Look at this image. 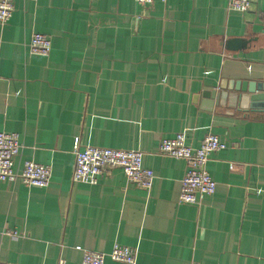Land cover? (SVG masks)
<instances>
[{"label": "crops", "instance_id": "0c3cea01", "mask_svg": "<svg viewBox=\"0 0 264 264\" xmlns=\"http://www.w3.org/2000/svg\"><path fill=\"white\" fill-rule=\"evenodd\" d=\"M34 34L49 56L29 52ZM233 39L257 40L233 52ZM242 81L264 82V0L247 13L229 0H15L0 25V132L19 136L16 172L31 160L52 176L42 189L0 181V264H82L77 247L117 244L142 264H264V113L237 100ZM210 133L226 145L207 165L216 193L181 204L187 163L160 144L183 134L199 148ZM76 139L142 152L152 189L116 168L75 182Z\"/></svg>", "mask_w": 264, "mask_h": 264}, {"label": "built area", "instance_id": "2783aa9c", "mask_svg": "<svg viewBox=\"0 0 264 264\" xmlns=\"http://www.w3.org/2000/svg\"><path fill=\"white\" fill-rule=\"evenodd\" d=\"M142 7H148L155 1L165 3L168 0H135ZM256 0H229L232 12L247 13ZM15 0H0V25H5L12 17ZM32 55L47 57L52 50V41L45 34H34L28 45ZM22 145L15 133L0 132V181L15 183L21 181L27 187L46 188L50 184L52 168L49 165L27 160L16 172L15 161L20 155ZM226 149L220 138L208 134L199 148L186 142L185 135L178 134L172 139H164L160 144L162 155L184 160L188 170L181 184L179 202L181 204H197L203 197L216 193L217 183L207 171L211 155ZM73 152L75 155V171L73 179L89 185H97L100 176L108 168L121 169L128 182L150 191L153 187L155 174L145 168L144 155L135 150L103 149L93 146L82 147L76 139ZM83 252L82 264H105L107 259L122 264H142L138 261L134 248L115 245L109 254L92 252L77 247Z\"/></svg>", "mask_w": 264, "mask_h": 264}, {"label": "water", "instance_id": "95a60500", "mask_svg": "<svg viewBox=\"0 0 264 264\" xmlns=\"http://www.w3.org/2000/svg\"><path fill=\"white\" fill-rule=\"evenodd\" d=\"M256 40L257 39H233L229 41L228 47L229 50L237 52L241 51L242 47L246 48L249 43ZM232 89H234L237 93V100L240 101V104L245 105L248 103V111H252L253 113H264V82H237ZM206 97H213L215 99L217 96L214 95V93H207ZM220 99H218V105L220 103Z\"/></svg>", "mask_w": 264, "mask_h": 264}]
</instances>
